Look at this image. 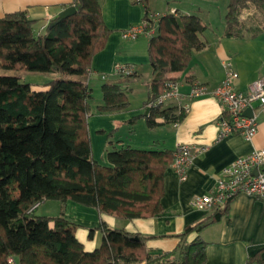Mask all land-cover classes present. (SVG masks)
Here are the masks:
<instances>
[{"label":"trees","instance_id":"1","mask_svg":"<svg viewBox=\"0 0 264 264\" xmlns=\"http://www.w3.org/2000/svg\"><path fill=\"white\" fill-rule=\"evenodd\" d=\"M133 1L143 7L147 31L155 30L147 46L153 75L147 103L167 81L175 80L171 73L187 68L192 51L204 46L200 34L206 24L200 16L177 9L154 19L148 0ZM70 5L76 9L72 15L60 20L56 16L39 29V19L26 10L0 17V68L60 75L34 89L17 75L0 74V264H203L206 243L199 237L189 241L187 236L217 220L222 214L219 207L187 226L177 235L175 247L163 252L150 251L145 237L104 220L88 233L92 237L98 229L100 244L86 250L74 234L76 224L65 217L67 200L119 218L161 213L163 174L173 159L171 150L129 145L106 149V163L93 158L87 75L91 58L104 47L110 29L100 0H73ZM250 6L262 13V22L240 20L242 9ZM224 18L226 37L264 33V0H229ZM134 74L133 70L118 75ZM118 82L102 83L97 112L128 105L125 88ZM143 115L149 126H156L157 118L170 122L182 113L164 105ZM48 199L60 201L57 214L29 211L34 203Z\"/></svg>","mask_w":264,"mask_h":264},{"label":"crops","instance_id":"2","mask_svg":"<svg viewBox=\"0 0 264 264\" xmlns=\"http://www.w3.org/2000/svg\"><path fill=\"white\" fill-rule=\"evenodd\" d=\"M72 1L0 0V17L17 10H26L30 17L39 19V28H42L62 9L70 6ZM100 4L104 23L110 33L104 47L91 58L88 76L100 83L101 80L119 81L125 88L128 105L121 110L99 113L96 107L102 103L101 96L95 101V106H91L87 123L93 158L106 163V149L125 145L173 152L178 142H185L205 144L207 149L194 154L186 178L182 181L178 179L171 163L168 165L162 181V212L157 215L119 218L111 214H100L94 207L71 200L63 205V212L68 220L76 224L74 234L86 250H92L100 244L101 232L98 229L94 230L92 237L88 233L89 229L96 228L104 220L111 227L124 228L145 237L150 251H169L177 244V235L187 226L213 212L194 208L193 197L209 191L221 171L235 158L264 147V107L259 108L253 103L258 131L249 140L240 134L217 138L216 122L224 108L210 95L170 101L166 105L179 110V102L189 103L187 110H181L182 116L177 120L178 123L174 125L173 121L163 122L162 118H157L160 124L149 126L143 114L147 111L146 101L152 93L153 75L147 55L150 34H144V39L139 38L143 34L135 39L121 37L122 30L142 21L143 7L133 0H100ZM209 31L206 24L200 34L204 46L192 51L187 68L170 74L178 81L181 93L188 92L191 81L204 83L209 88L216 86L224 78L222 63L227 59L238 72L239 90H246L252 81L264 77L263 32L253 37H226L225 24L218 31H211L212 35ZM119 64L133 67L135 74L128 78L119 76L115 73ZM146 66L148 70L143 71ZM139 86L140 98L135 106H131L129 96ZM123 127L126 134L120 132ZM61 207L60 203L59 211ZM221 212L217 220L187 236L189 241L199 237L206 243L203 264H264V198L238 194L221 208Z\"/></svg>","mask_w":264,"mask_h":264},{"label":"built area","instance_id":"3","mask_svg":"<svg viewBox=\"0 0 264 264\" xmlns=\"http://www.w3.org/2000/svg\"><path fill=\"white\" fill-rule=\"evenodd\" d=\"M175 9H171L174 12ZM158 14L151 13L150 17L156 19ZM146 21L142 20L136 25H131L121 31L123 39H135L140 34H151L153 30L147 31ZM224 78L216 86L209 88L206 84L191 81L189 90L183 94L179 90V83L169 80L165 83L163 90L154 99L146 103V110L162 107L172 100L180 101L183 97L187 100L199 96L210 95L214 97L224 112L216 122L217 138L221 139L227 135L240 134L246 139H252L258 131V120L253 103L257 107H264V77L252 81L247 89L242 91L237 88L238 72L232 62L227 59L223 61ZM133 67L119 64L115 68L116 74H130ZM180 111L187 110L189 103H180ZM253 108L252 114L245 110ZM177 120L173 121L176 125ZM207 149L205 144H189L178 142L173 150L171 167L180 181L186 178L187 169L194 154L201 153ZM238 194H247L257 198H264V147L257 148L251 152L235 158L226 166L211 189L203 194L195 195L192 199L194 208L201 211H211L214 208L225 207ZM39 202L34 203L29 211L38 208ZM12 259L10 258L9 261Z\"/></svg>","mask_w":264,"mask_h":264},{"label":"rangeland","instance_id":"4","mask_svg":"<svg viewBox=\"0 0 264 264\" xmlns=\"http://www.w3.org/2000/svg\"><path fill=\"white\" fill-rule=\"evenodd\" d=\"M229 0H148V6L151 12L156 14L167 13L172 7L177 9L178 13H189L200 16L205 24L208 25L209 33L216 32L222 28L225 24V13L227 11V5ZM242 17V18H241ZM240 20L249 21L253 19L255 22H262V13L255 7L250 6L249 8L242 9V16ZM39 24H36V29H39ZM212 31V32H211ZM146 35H140V39H144ZM143 71L148 70L147 66L142 69ZM0 74L2 75H17L21 81L28 82L36 88H41L45 82L59 77V73L41 72V71H29V70H16V69H4L0 68ZM70 78H77L72 75ZM91 79V80H90ZM107 80H93L87 75V83L91 89L90 107H94L96 100L101 98L102 91L101 85ZM136 84H140L137 81ZM140 86L136 88L133 93L130 94L129 100L131 106H135L140 98ZM126 129L123 127L122 134L125 133ZM119 133V132H118ZM120 134V133H119ZM60 201L55 199H48L44 201L36 210V214H56L59 211Z\"/></svg>","mask_w":264,"mask_h":264},{"label":"water","instance_id":"5","mask_svg":"<svg viewBox=\"0 0 264 264\" xmlns=\"http://www.w3.org/2000/svg\"><path fill=\"white\" fill-rule=\"evenodd\" d=\"M75 7L73 6V5H70V6H68V7H66V8H64V9H62L58 14H57V18H58V20H60V19H62V18H65V17H67V16H69V15H72L74 12H75ZM51 24H54V22H52ZM245 112L247 113V114H252V112H253V108L252 107H248L246 110H245Z\"/></svg>","mask_w":264,"mask_h":264}]
</instances>
